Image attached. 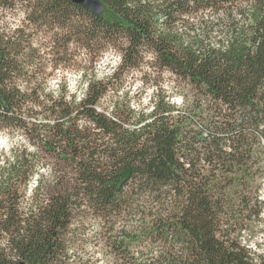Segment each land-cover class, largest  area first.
Returning <instances> with one entry per match:
<instances>
[{
	"label": "trees",
	"instance_id": "1",
	"mask_svg": "<svg viewBox=\"0 0 264 264\" xmlns=\"http://www.w3.org/2000/svg\"><path fill=\"white\" fill-rule=\"evenodd\" d=\"M102 1L0 0L24 15L0 33V131L26 143L0 149V264H264L242 239L264 220V0ZM27 29L89 58L35 63Z\"/></svg>",
	"mask_w": 264,
	"mask_h": 264
},
{
	"label": "rangeland",
	"instance_id": "2",
	"mask_svg": "<svg viewBox=\"0 0 264 264\" xmlns=\"http://www.w3.org/2000/svg\"><path fill=\"white\" fill-rule=\"evenodd\" d=\"M23 21L24 15L22 12L9 11L2 13L0 11V33L6 32L7 34H12L13 29L17 27V25H20ZM3 28H6V30ZM25 34V36L34 39V46L39 50L37 53L39 57L34 59L35 63H72L73 60H71V58L73 57L79 61H85L89 58L85 52H78L66 56L65 60H60L55 52L50 51L49 46L52 44L50 43L52 40L51 34L33 33L32 29H27ZM117 58H119L118 53L113 51L106 52L102 55L98 62L95 63L94 69H90L88 72L93 76L95 74L98 78L110 75L113 71V61H116L115 68L120 63V59L117 60ZM48 72H51V74L45 76V79L52 85L53 89H57L59 83H67V87L70 92L75 93L78 96H81L84 93V84L86 83V80L81 76V70L61 69L58 67L56 69L50 68L48 69ZM140 75L141 73L134 71L133 74L128 76V88L130 86L138 87L141 85L142 79ZM168 77L169 74H165L164 78L166 82H168ZM20 142L26 144L20 135H13L4 130L0 131V145H2L0 146V149L6 150L12 144ZM44 173L47 177H49L50 172L47 168H45ZM262 199L264 200V190L262 193ZM242 239L243 241H247L252 251H254L257 255L264 257V220L259 222L256 234L253 235L248 229L244 230Z\"/></svg>",
	"mask_w": 264,
	"mask_h": 264
},
{
	"label": "water",
	"instance_id": "3",
	"mask_svg": "<svg viewBox=\"0 0 264 264\" xmlns=\"http://www.w3.org/2000/svg\"><path fill=\"white\" fill-rule=\"evenodd\" d=\"M86 9L96 14H103L105 12V3L102 0H76Z\"/></svg>",
	"mask_w": 264,
	"mask_h": 264
},
{
	"label": "clouds",
	"instance_id": "4",
	"mask_svg": "<svg viewBox=\"0 0 264 264\" xmlns=\"http://www.w3.org/2000/svg\"><path fill=\"white\" fill-rule=\"evenodd\" d=\"M119 58H117V60H118ZM115 64H116V61H113V70H114V68H115ZM73 90H75V89H73ZM77 99H78V101L79 100H82L83 99V96H78L77 97ZM183 103V97H178L177 98V104H182ZM6 143V142H5ZM0 146H2V145H0ZM0 163H3V161H2V159H0Z\"/></svg>",
	"mask_w": 264,
	"mask_h": 264
}]
</instances>
